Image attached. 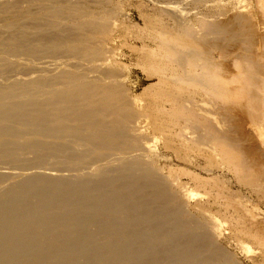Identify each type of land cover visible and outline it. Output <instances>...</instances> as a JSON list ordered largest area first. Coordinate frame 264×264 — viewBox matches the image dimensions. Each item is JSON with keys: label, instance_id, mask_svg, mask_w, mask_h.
<instances>
[{"label": "bare ground", "instance_id": "obj_1", "mask_svg": "<svg viewBox=\"0 0 264 264\" xmlns=\"http://www.w3.org/2000/svg\"><path fill=\"white\" fill-rule=\"evenodd\" d=\"M0 264H264V0H0Z\"/></svg>", "mask_w": 264, "mask_h": 264}, {"label": "rangeland", "instance_id": "obj_2", "mask_svg": "<svg viewBox=\"0 0 264 264\" xmlns=\"http://www.w3.org/2000/svg\"><path fill=\"white\" fill-rule=\"evenodd\" d=\"M132 1L135 2V0H132ZM135 12L136 11L134 8L132 10L130 9V11L128 10V13H131V14H134V16H137V13H135ZM132 63L134 64V61H132ZM132 70H133V72L131 75V84L134 87H136L137 93H141L145 87L149 86L152 83H155L154 81L147 80L145 75L141 72V70L139 68L132 67ZM143 81H145V82H143ZM240 258L244 259V256L243 255L241 256V254H240Z\"/></svg>", "mask_w": 264, "mask_h": 264}]
</instances>
